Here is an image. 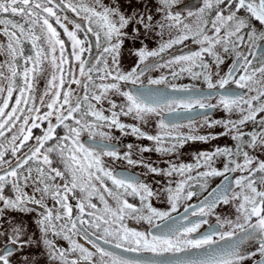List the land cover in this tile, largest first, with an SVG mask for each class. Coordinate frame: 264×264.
Masks as SVG:
<instances>
[{
  "label": "snow or ice",
  "instance_id": "6c2138e0",
  "mask_svg": "<svg viewBox=\"0 0 264 264\" xmlns=\"http://www.w3.org/2000/svg\"><path fill=\"white\" fill-rule=\"evenodd\" d=\"M136 3L0 0V264H264V0Z\"/></svg>",
  "mask_w": 264,
  "mask_h": 264
},
{
  "label": "flooded vegetation",
  "instance_id": "af4514ba",
  "mask_svg": "<svg viewBox=\"0 0 264 264\" xmlns=\"http://www.w3.org/2000/svg\"><path fill=\"white\" fill-rule=\"evenodd\" d=\"M132 1H134L133 2L134 6L137 7L138 3H136V0H132ZM200 2H201V0H184V6L192 7L194 5L199 4ZM155 3H156V1H155ZM155 7H156V5L152 8L153 12L155 11ZM141 11H143V9ZM257 26L259 27V25H257ZM141 39H143V37H141ZM144 43H146L149 48H154L156 46L155 42L151 39L144 40ZM138 45H140L139 42H138ZM135 47L139 48L140 46L135 45ZM152 75L158 76L159 73H153ZM173 83H176L178 85L179 84H194L197 87H206L202 81H193L187 77H184V78L177 80V81H173ZM225 115L226 114L222 111H214L212 113L213 118H217V119L222 118ZM122 119H124L128 123H134V121H131L128 118H122ZM150 127H151L152 131L154 132V130H155L154 123ZM145 130H149V128L146 127ZM201 131L202 132H206V131L221 132V131H223V129L222 128L202 129ZM114 135L119 138L116 142H118L121 145L122 151L124 150L123 146H125L129 143H132L133 145H141V146H150L152 143L148 140H137L133 136L122 137L120 135L119 131H115ZM225 144L231 146L233 144V142L230 139H228L227 137H221L220 139L215 140V141H211L209 143H201V142L191 143L189 145H186L183 149L180 150V155L178 158L176 156H172V157L162 156L159 153H155V152L144 153V155L146 157H148L149 160L154 162L156 165H158L160 167H167L168 162L170 160L174 161V162H191L194 152L202 151V150H210L216 146H223ZM133 158L135 159L136 157L134 156ZM131 170L138 175L141 173H144L146 171L145 169L140 168V167H136V168H133ZM164 180H165V178H163V177L149 175L147 177L146 182L149 183L150 185H152L153 188H157L158 184L156 182H162ZM217 183H219V179H215L212 182V186L214 187ZM195 202H196V199L194 198L193 201H191V203H195ZM153 204L155 207L160 208L161 210H166L168 208L166 201H163V200L153 199ZM225 211H227V209H225ZM180 212H183V206H181ZM173 215H176V213H173ZM209 223H213V224L215 223V216L209 218ZM128 224L130 227H134V228H137L140 230H143V229L148 227L146 224H143V223L138 224L135 221H129ZM204 227H207V225H205ZM201 231H203V228L201 229ZM0 244H2V241H0ZM60 244L65 246V247L67 246L66 241H60ZM128 255H135V254H128ZM41 261H43V263L46 264L45 260L42 259ZM39 262L40 261H38V263Z\"/></svg>",
  "mask_w": 264,
  "mask_h": 264
},
{
  "label": "rangeland",
  "instance_id": "374dc122",
  "mask_svg": "<svg viewBox=\"0 0 264 264\" xmlns=\"http://www.w3.org/2000/svg\"><path fill=\"white\" fill-rule=\"evenodd\" d=\"M155 1L156 0H147V3L151 9L156 5ZM105 2H107V0H105ZM132 2H134V1H132ZM136 8L142 10L143 9L142 4H137ZM135 45L140 46V45H138V42H136ZM126 46L128 48H131L132 47L131 42H126ZM135 59L136 58L134 56L129 55L127 52L122 53L121 61H122L123 67L125 69L130 68L133 65V63L135 62ZM23 219H24V222L26 224L31 225V223H32V217L31 216L23 217ZM33 251L36 252V251H41V250L40 249H34ZM41 260H39L40 262L38 264H44L43 261H41Z\"/></svg>",
  "mask_w": 264,
  "mask_h": 264
}]
</instances>
